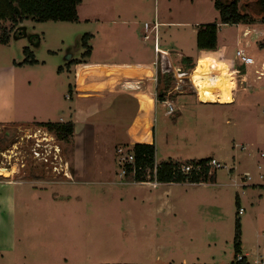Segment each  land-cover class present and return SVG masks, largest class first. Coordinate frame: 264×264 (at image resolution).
Returning a JSON list of instances; mask_svg holds the SVG:
<instances>
[{
  "label": "rangeland",
  "instance_id": "obj_1",
  "mask_svg": "<svg viewBox=\"0 0 264 264\" xmlns=\"http://www.w3.org/2000/svg\"><path fill=\"white\" fill-rule=\"evenodd\" d=\"M157 1L158 17L155 0H83L77 9L80 19L77 23L0 21V37L2 29L10 32L8 44H0V71L6 68L8 60H15L18 68L12 79L18 86L17 95H21L19 86H24L32 100L39 97L42 104L33 120L58 122V116L74 101L81 126L85 119L109 107L120 92L138 100V103L125 100L122 107L120 103L110 111L113 115L108 125L94 118L92 136L85 144L78 143L77 147L74 144L70 150L66 146L61 148L64 161L71 154L84 164L74 173L77 183L67 184L64 177L55 179L50 173L39 174L30 162V176L42 183L35 187L38 190L26 185L6 187L12 202L0 203V248L6 245L0 249V264H232L235 262L234 223L238 219L243 241L238 256L248 253V264L264 258V156H261L264 153V92H241L235 107L172 105V114L165 115L168 108L156 100L162 84L157 82L155 74L152 95H144L139 92L143 90V83L109 76L119 67L80 65L76 71H67L70 60L78 59L73 64L84 61V44L93 43L87 41L86 34L97 33L98 38V32L102 31L92 22L82 20L96 18L103 26L110 22L113 12L126 5L136 23L120 30L118 37L123 36L122 41H127L125 46L121 41L115 55L117 62H153L156 46L152 24L156 18L164 23L157 31L159 46L167 49L173 44L178 58L187 56L190 48L197 46V33L202 26L196 29L195 23L217 25L215 46L235 43L245 31L242 25L218 28L215 0ZM261 8L258 0L238 3L239 11L250 15L255 26L262 23ZM255 45L264 46L259 42ZM256 46L251 45L246 53L255 64L240 71L252 76L256 80L252 86L258 88L264 83V79H256L264 51L257 50ZM25 49L32 54L34 63L22 64L28 55ZM217 55L222 61V70L228 71L232 65L230 52L222 49ZM177 57L174 68L158 61L157 72L171 74L174 87L190 88ZM192 60L194 72L189 73L195 78L204 68L214 72L205 60L198 65ZM169 69H174L176 78ZM75 72V99L66 100ZM231 79L230 76L226 79L228 86L221 92V103L232 101L228 94L231 82L234 87L238 85ZM114 80L116 84L112 86ZM211 99L210 103L217 102V98ZM208 100L207 97L203 101ZM153 111L154 164L176 159L184 165L187 161L184 156L191 160L208 158L205 166L209 174L215 172L212 181L195 186L188 182L157 185L129 181L133 173L119 176L120 168L124 169L125 165L118 161L117 149H132L125 130L130 129L132 137L143 139L151 127ZM52 149L56 151L55 147ZM211 158L221 167L209 166ZM2 173L7 175L0 169ZM150 173L148 169L145 176ZM236 196L241 201V214H237Z\"/></svg>",
  "mask_w": 264,
  "mask_h": 264
},
{
  "label": "crops",
  "instance_id": "obj_2",
  "mask_svg": "<svg viewBox=\"0 0 264 264\" xmlns=\"http://www.w3.org/2000/svg\"><path fill=\"white\" fill-rule=\"evenodd\" d=\"M158 6L159 3L157 0H155V13L157 14L156 17H158L159 14ZM129 12H131V9L128 7V5L121 7V9H118V11L113 12V15H111L110 18V22L105 23L103 26L99 25V20L96 18L83 19L82 21L84 22H92L90 24H93V26L96 29H100L102 31L98 32L100 34L98 38L96 37L97 33H92V32L87 33V38H88L87 41L89 40L93 41V43L90 42V44L86 42V48H88L89 50L88 56L83 58L84 61L79 62L78 64L71 63L72 61L78 59L70 60L69 63L67 64V71L70 72L71 69L72 70L74 69L76 71L78 67H80V65L108 66L111 68L119 67V69H113V73L110 74L109 76H113V78L119 77L120 80L132 79L134 80V82H141L143 83L142 85L143 90L139 92L143 93L144 95L146 94L152 95L153 85L151 84V82L153 83L154 80L152 75L155 74L157 76L158 61L164 63V65L166 64L167 68L168 65L174 68L173 63L177 61V59L175 60V56L177 57V54L173 44H171L170 48L167 49L161 48L159 46L160 36H159V32L157 33V31L159 26L164 23L159 22L156 18V20L152 24V30L154 31V42L156 46V49L154 50L153 62L149 64L146 63L144 64L142 62H138L134 60L117 62L115 60V58H117L115 57V55L118 54L122 42H124L123 46H125V42L127 41V40L122 41L123 36L122 38H119L118 35L121 34V31H124L126 26L134 25L136 23L135 19L132 18L133 16L132 13L130 14ZM79 21L80 19L77 16V21L73 23H77ZM165 24L173 26L175 23H165ZM204 24L205 23H195L193 27L196 28ZM259 24H256V26L254 25V23L248 25L236 24L235 26H239V25L245 26V31L243 32L240 40H236L235 43L232 42V43L217 44L214 50H201L198 49L197 46L193 45L192 48H190V52L187 56L183 55L180 58L177 57L179 61L181 60L182 57H190L192 59L194 58L196 65H198V63L201 62V60H205L208 63V65L214 70V72L210 71V69L204 68V72L201 73L196 67L195 70L200 72L196 78L193 76V74L190 73L185 74L183 78L189 81L190 88L174 87L172 92L173 95L171 97L167 96V99L168 101H170L171 105L175 107H177L178 105H180L181 107H185L191 103L192 104L195 103L196 105L212 104L220 107H235L240 102L241 92H250L252 90L259 91V94L260 92H264V83L260 84L258 88H256L252 86V84L255 83L256 81L251 78L252 76L242 74L243 72H240L239 75H237L235 72L232 71L231 68L228 71L222 70V66H223L221 64L222 61L218 60L216 57L218 56L217 54L220 53L222 49H227L230 52L231 58H233V53L236 49H243L246 53H249L251 49V45L252 47L253 44L254 46H256L255 45L256 42H259V45L260 44L264 45V30L263 28L259 27ZM221 26L223 25L219 23L218 28H220ZM251 27H255V29L252 30ZM111 32H114V34ZM145 36L146 35L144 34V39H146ZM247 37L251 38L252 40L249 42V39H247ZM245 38L247 39V41H242L245 40ZM256 47L257 50L264 51V46L260 45L261 48H258V46ZM256 47H254L255 50ZM5 64H6V68H4L3 71L2 70L0 71V169L4 171L7 175L3 173L0 174V185L3 186L0 187V203L3 204L6 203V205H8L12 202V199H11V195H8L9 191H6V187L15 186V185L18 186L26 185L28 187H33L31 189L38 190L35 187L42 184L41 181H39V179H35L32 176H30V173L32 171L30 162H32V165L36 167L34 168V170L37 171L39 174L46 173L47 175V173H50L49 175H52V177L55 179L64 177V180H66L65 183L67 184L77 183L78 179L74 173L76 172V170L78 171V169H81L82 165L84 164L79 163L80 161L76 158V156L74 158V155L71 154L69 156H66L68 161L67 160L64 161L65 158L63 157L65 156H63L61 148H63V146H66L69 147L70 150V149H74V144L76 145V147L78 143L85 144V142L88 141L92 136L91 128L94 127V122H93L94 118H100L101 123L108 125L113 115V113L111 115L109 114L110 111L112 110L114 111L115 108L119 107V104L125 100L130 101L132 99L136 103H138V100H136L132 95L126 92H120L115 96L113 102L109 105V107L101 111H98L93 115H91V117L85 119L81 124V126L79 125V120L76 116L74 101H72L73 103L70 104V106H68L67 110L62 111L63 112L62 115L58 116V122L65 123L68 121H72L74 123V132L67 141H62L58 139V137L56 141V138L53 134L54 132L52 133L49 132L46 128L36 126L35 123H41V122L33 120L34 119L33 115L35 114V111H40L42 108V104L39 101V97L37 100L33 101L32 97L26 93V87L24 86H19V92L21 93V95H17L18 86H16V84L13 82L12 79V76L16 68H18L16 67L17 64L15 60H11V61L8 60ZM18 65L21 66L22 64H18ZM257 67H259L258 68L259 74L256 76V79L258 81H261L264 79V61H262ZM243 70L246 71L245 66H241V71ZM193 72L194 70H192V73ZM254 72L252 73V75L256 73ZM208 74L209 76L207 77ZM75 76H76V72L72 74L74 82L73 84H70L72 87L71 88L72 99L73 98L75 99V89H76ZM228 76H230V79L232 78L231 80H233L234 82L236 81L238 86L234 87L233 83L231 82L230 85L231 91L229 90L228 94L232 97V101L227 103H221L220 102L221 92L225 90L228 86V83L226 81ZM222 78L223 80H221ZM114 82L113 84H111L112 86L116 84L115 80ZM112 89H114V87H112ZM207 97L209 98L208 102H204L203 100L207 99ZM212 97L217 98L216 103H210ZM65 99L68 100L69 96L66 95ZM123 104L124 103H122L120 107H122ZM153 112L154 114L153 113L151 114V119H152L151 127L148 131V134L145 137H143V139L134 138L130 134V129L125 130L126 136L130 141L129 142L130 145H133L136 142L149 143L153 141V136H154L153 129L155 126V118H154L155 111ZM138 113L139 110L137 109L136 117L138 116ZM178 116H180V113ZM44 139H46V141ZM47 147H51V151L50 149L47 151L46 150ZM53 147L56 148V151L52 149ZM35 153L37 154V156L35 155ZM184 159L187 161L191 160V158L187 156H184ZM196 159L194 158L193 160ZM172 160L179 161L176 159H172ZM120 169L121 172L119 176L121 175L123 176L122 168ZM128 180L134 182L130 178ZM149 182L157 185L169 184V183H158L156 181L135 182V183H149ZM182 183L186 184L187 182H182ZM174 184H179V183H174ZM204 184L205 183H198V184L189 183V185L192 186L204 185ZM239 205H241L240 200H239ZM1 214L2 213H0V215ZM0 220L2 221L1 218ZM5 247L6 245H3L0 249H3ZM262 255H264V253ZM244 256H246V258L249 257L248 253H245Z\"/></svg>",
  "mask_w": 264,
  "mask_h": 264
},
{
  "label": "trees",
  "instance_id": "obj_3",
  "mask_svg": "<svg viewBox=\"0 0 264 264\" xmlns=\"http://www.w3.org/2000/svg\"><path fill=\"white\" fill-rule=\"evenodd\" d=\"M242 0H215L214 9L218 12L219 23L222 25L236 24H253L254 19L246 14L241 13L238 9V3ZM261 4V0H258ZM82 0H0V21L9 20L13 24L22 22L23 20H32L35 22H76L77 7ZM264 18H262V22ZM197 33V48L201 50H214L216 47L213 44L216 36V24L201 25ZM87 36V34H86ZM10 32L2 29L0 44L6 45L9 42ZM211 43V44H208ZM204 44V45H203ZM86 48V42L84 44ZM27 58L22 64H32L35 61L32 54L29 55L27 49L24 51ZM89 54L88 48L82 54V57H87ZM77 63V62H76ZM180 63L183 66V74H188L194 69V63L190 57H182ZM241 66L235 63L234 70L240 73ZM188 72V73H187ZM157 82L162 84L159 89L156 100L165 101V97L173 95V81L171 74L157 72ZM69 98L72 97L71 89L69 88ZM36 126L46 128L49 132H54L56 139L67 141L74 132V123L68 121L60 122H41L35 123ZM133 157L132 163L126 164L124 172L126 174L133 173L134 182L156 181L158 183H182L188 182L198 184L212 181L215 177V172L209 174V168L205 164L209 161L208 158L199 160L186 161L183 164H192L194 167L199 165V171L192 170L190 173H182L180 171L181 163L178 161L167 160L155 165V145L154 142L139 143L132 145L129 151ZM150 170V174L146 175V171ZM236 207L240 208L238 197L236 196ZM237 210V211H238ZM238 214V213H237ZM241 224L239 219L234 223L233 250L235 254V262L232 264H248L246 256H242L241 261H237V257L241 251Z\"/></svg>",
  "mask_w": 264,
  "mask_h": 264
},
{
  "label": "built area",
  "instance_id": "obj_4",
  "mask_svg": "<svg viewBox=\"0 0 264 264\" xmlns=\"http://www.w3.org/2000/svg\"><path fill=\"white\" fill-rule=\"evenodd\" d=\"M261 7H262L261 8V11H262L261 16H262V18H264V0H261ZM262 25H264V21L259 24V27L263 28ZM263 30H264V28H263ZM235 63H238L239 65H243V66H249V65H252L254 62H253V59L251 57H249L243 49H236L233 53L231 69L233 72H235L237 75H239V73L234 70ZM169 70H171V72H173V74H174L173 77L176 78V75H175L176 72L174 71V69H169ZM178 71H179V69H178ZM155 77H156V75H155ZM163 104L168 108V110L165 111L164 114L165 115L172 114L173 109H172V105H171L170 101H168V99H166L165 101H163ZM129 151L130 150L124 151L121 148L117 149V153L120 156L118 161H120V163L123 166L126 164H129V163H132V161H133V157ZM35 155H36V153H35ZM261 156H264V153H262ZM208 165L213 166L215 168L221 167L220 164L212 158H211V162ZM200 168L201 167L199 165L194 167L193 165L184 164V165H181L180 171L182 173H190L192 170L199 171ZM122 174L123 175L125 174L123 168H122ZM242 212H243V209L240 208L238 211V214H241ZM262 234L264 235V232H262ZM241 259H242V256L237 257V261H241ZM255 264H264V258H261L260 260L255 261Z\"/></svg>",
  "mask_w": 264,
  "mask_h": 264
},
{
  "label": "bare ground",
  "instance_id": "obj_5",
  "mask_svg": "<svg viewBox=\"0 0 264 264\" xmlns=\"http://www.w3.org/2000/svg\"><path fill=\"white\" fill-rule=\"evenodd\" d=\"M198 80V79H197ZM45 141H46V139H45ZM49 141V140H48ZM37 155V154H36Z\"/></svg>",
  "mask_w": 264,
  "mask_h": 264
}]
</instances>
